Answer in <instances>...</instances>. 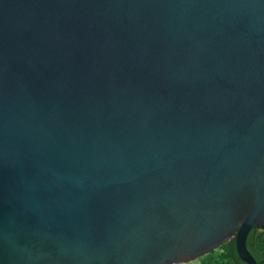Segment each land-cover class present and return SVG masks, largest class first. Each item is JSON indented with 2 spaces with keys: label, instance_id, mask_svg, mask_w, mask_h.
<instances>
[{
  "label": "water",
  "instance_id": "obj_1",
  "mask_svg": "<svg viewBox=\"0 0 264 264\" xmlns=\"http://www.w3.org/2000/svg\"><path fill=\"white\" fill-rule=\"evenodd\" d=\"M264 229V0H0V264H187Z\"/></svg>",
  "mask_w": 264,
  "mask_h": 264
},
{
  "label": "trees",
  "instance_id": "obj_2",
  "mask_svg": "<svg viewBox=\"0 0 264 264\" xmlns=\"http://www.w3.org/2000/svg\"><path fill=\"white\" fill-rule=\"evenodd\" d=\"M246 245L258 263L264 264V229L254 226L248 233ZM187 264H245L236 252L235 238L223 243L217 249L198 260Z\"/></svg>",
  "mask_w": 264,
  "mask_h": 264
}]
</instances>
